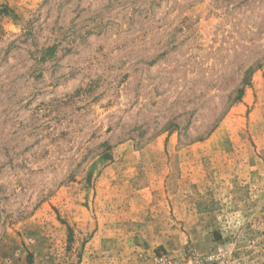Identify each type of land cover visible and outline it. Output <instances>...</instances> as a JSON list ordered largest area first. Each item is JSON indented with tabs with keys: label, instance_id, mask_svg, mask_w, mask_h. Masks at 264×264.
Returning <instances> with one entry per match:
<instances>
[{
	"label": "rangeland",
	"instance_id": "obj_1",
	"mask_svg": "<svg viewBox=\"0 0 264 264\" xmlns=\"http://www.w3.org/2000/svg\"><path fill=\"white\" fill-rule=\"evenodd\" d=\"M0 264H264V0H0Z\"/></svg>",
	"mask_w": 264,
	"mask_h": 264
},
{
	"label": "trees",
	"instance_id": "obj_2",
	"mask_svg": "<svg viewBox=\"0 0 264 264\" xmlns=\"http://www.w3.org/2000/svg\"><path fill=\"white\" fill-rule=\"evenodd\" d=\"M244 83H245V84H247V82H246V81H244ZM243 93H244V90H243V89H239V96H238V97L242 96V95H243Z\"/></svg>",
	"mask_w": 264,
	"mask_h": 264
}]
</instances>
